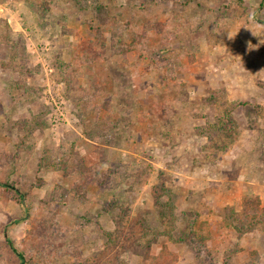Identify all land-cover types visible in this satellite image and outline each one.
I'll return each instance as SVG.
<instances>
[{
  "label": "rangeland",
  "instance_id": "1",
  "mask_svg": "<svg viewBox=\"0 0 264 264\" xmlns=\"http://www.w3.org/2000/svg\"><path fill=\"white\" fill-rule=\"evenodd\" d=\"M101 1L0 0V264H264V0Z\"/></svg>",
  "mask_w": 264,
  "mask_h": 264
},
{
  "label": "trees",
  "instance_id": "2",
  "mask_svg": "<svg viewBox=\"0 0 264 264\" xmlns=\"http://www.w3.org/2000/svg\"><path fill=\"white\" fill-rule=\"evenodd\" d=\"M77 1L80 5L91 6L94 8L95 24L90 23L91 28L106 26L109 24L110 20L114 19V17L109 14V6L107 2L104 3L101 0ZM204 101L207 105L217 106V108L219 109V115L217 116L216 122H212L209 119L205 122V124L195 127V134L201 137H207L211 142H214V139L222 134L226 135L227 137L231 136L235 124L234 112L238 107L248 105L254 106L253 104L246 101H230L228 99L227 90L224 87L213 89L204 99ZM217 125H219V127H217ZM88 169L89 168H85V171H88ZM83 184H85L84 181L77 184V186L73 188V191L79 196H83ZM18 194L20 195L19 192ZM121 207L122 206L119 207L114 202H108L104 206L107 212H110L113 216L117 217L120 216V213L116 212V210H120ZM229 214L231 215V218L234 216V219L237 221L236 229L240 234H244L247 231H250L259 223H264V208L263 206H261L260 199L257 197L245 198L243 200L242 209L237 212L236 210H234V208L231 207L229 208ZM192 222L194 223L193 220ZM14 251L17 252L16 248H14ZM19 256L23 259L21 253H19Z\"/></svg>",
  "mask_w": 264,
  "mask_h": 264
}]
</instances>
